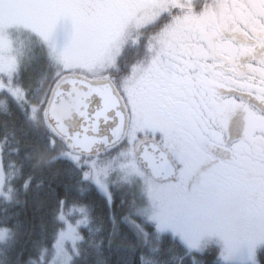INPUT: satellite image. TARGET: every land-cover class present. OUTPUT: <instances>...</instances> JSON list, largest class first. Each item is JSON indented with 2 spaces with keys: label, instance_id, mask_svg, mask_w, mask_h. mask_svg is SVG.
<instances>
[{
  "label": "snow or ice",
  "instance_id": "obj_1",
  "mask_svg": "<svg viewBox=\"0 0 264 264\" xmlns=\"http://www.w3.org/2000/svg\"><path fill=\"white\" fill-rule=\"evenodd\" d=\"M0 264H264V0H0Z\"/></svg>",
  "mask_w": 264,
  "mask_h": 264
},
{
  "label": "trees",
  "instance_id": "obj_2",
  "mask_svg": "<svg viewBox=\"0 0 264 264\" xmlns=\"http://www.w3.org/2000/svg\"><path fill=\"white\" fill-rule=\"evenodd\" d=\"M28 213H29V215L32 214V208L31 207L28 209Z\"/></svg>",
  "mask_w": 264,
  "mask_h": 264
}]
</instances>
